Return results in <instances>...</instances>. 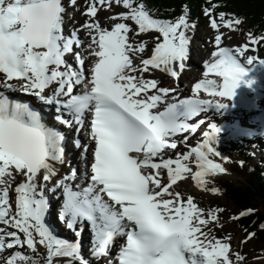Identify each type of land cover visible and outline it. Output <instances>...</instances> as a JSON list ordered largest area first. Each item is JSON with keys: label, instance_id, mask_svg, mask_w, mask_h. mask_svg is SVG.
<instances>
[{"label": "snow or ice", "instance_id": "6c2138e0", "mask_svg": "<svg viewBox=\"0 0 264 264\" xmlns=\"http://www.w3.org/2000/svg\"><path fill=\"white\" fill-rule=\"evenodd\" d=\"M116 3H122L128 11L119 14L121 22L114 23L111 30L101 28L96 21L86 20L80 26L90 37L88 55L93 57L86 76L79 30L73 28L69 35L63 32L66 7L62 0H0V185H6L5 175L11 183V169L24 177L15 186V212L9 204L8 186L0 188V223L15 229H0V252L14 246L29 250L28 254L12 252L5 264H38L37 244L46 249L44 264H53L54 258H67L65 264H90V259L81 255L85 223L91 233V259L107 256L114 241L123 237L114 257L117 264H230L229 243L210 238L202 230L201 225L207 221L192 197L181 205L180 193H169L170 186L186 173L191 172L192 180L203 187L205 176L226 171L210 158V154L221 155L215 148L219 129L209 123L203 140L195 147L183 155L177 153L175 159L163 157L165 150L177 148L174 137L196 133L198 125L204 123H189L193 117L213 106H227L201 99L199 93L230 100L245 75L238 61L249 43L255 45L257 40L230 48L221 46L222 34H217L211 59L203 63L205 78L192 85V95L168 98L176 89L158 87L157 80L146 79L143 73L151 67L171 77L179 75L173 65L183 69L189 55L186 30L190 25L186 15L174 21L157 19L143 3ZM69 4L74 5L75 0H69ZM97 4L107 6V0L89 2L84 14L95 17ZM220 17L223 19L224 13ZM129 19L136 25L133 36L155 30L162 37L155 40L150 56L141 58L139 65L133 63L132 57H141L148 41L129 42L130 27L123 22ZM223 22L226 27L232 24L230 20ZM211 27L217 28L215 21H211ZM73 46L79 49L74 54V64L65 58L73 53ZM254 61L264 64V59L247 57L248 63ZM209 74L219 77V83L208 79ZM245 83L250 85L252 81ZM78 86L82 87L74 91ZM150 89L156 91L149 95ZM17 91L45 105H54L53 119L57 123L69 129L76 126V147H81L79 133L86 115H90L85 135L94 142L93 159L90 166L86 165L90 174L80 173L81 183L73 184L77 178L75 168L51 183L57 176V165L64 162L65 135L46 123L30 102L10 95ZM158 104H163L162 109ZM188 138L184 136L181 143ZM87 149L88 144H84L82 160L86 159ZM193 154L195 172L182 163ZM157 170H167V184L161 183ZM46 189L60 199L58 221L75 239L58 236L47 222L50 202ZM162 193H169L172 199L163 198ZM219 211L222 209L210 210L208 219L215 220ZM18 232L23 234L22 239ZM6 237L11 239L6 242ZM236 259L243 257L237 254ZM107 264H113V260Z\"/></svg>", "mask_w": 264, "mask_h": 264}, {"label": "rangeland", "instance_id": "374dc122", "mask_svg": "<svg viewBox=\"0 0 264 264\" xmlns=\"http://www.w3.org/2000/svg\"><path fill=\"white\" fill-rule=\"evenodd\" d=\"M89 2H95V0H75L74 5L69 4V0H66L64 3L66 7V12L64 14V22L65 19L69 22H66L67 25H63V32L65 35H68V30L71 32L73 28H78L77 24L83 25L86 20L89 22L96 21L99 23L101 28H107L108 30L111 29V26L114 23L121 22L119 18V14L128 11L123 5L117 4L115 1H107V6L104 4H97V12L96 15L93 19H89L87 16L84 15V10L88 6ZM78 5L79 6V13H73L74 6ZM112 17H116V19H112ZM175 20V19H174ZM172 20V21H174ZM215 21V20H213ZM124 23L128 24L130 27L129 35L130 39L138 43L140 41H148L146 45V50L143 53V55L140 57L141 58H147L151 54V49L154 47V42L157 38L162 39V37H159V33H157L155 30H149L147 33H140L138 35L133 36V33L136 29V25L134 24L133 21L129 20H124ZM217 24V28L213 29L211 27V21L206 22V26L204 27H194L192 30L191 25L188 30H186V35L189 37V55H188V63L190 62V68H185L180 69L178 66L175 64L173 65L174 70L179 73L177 77H171L169 74L165 72H161L159 69H151L147 73H143L144 77L146 79H155L158 81V87H168L170 89H176V92H173L171 94H168V98H170L172 95H178L180 96H186L191 93L189 85L190 83L195 79L193 76V67H197L198 61H196V57L198 56L196 53L201 50V48L205 47L204 46V39H207V43H212L214 41V38L217 33L222 34L221 38L223 40V44L235 46L239 45L241 43H249L250 39L246 38L243 35H240L236 31H234L231 26L226 27L224 23H220L218 21H215ZM67 27H70L68 29ZM204 28V30L201 32V30ZM192 31V32H191ZM215 32V33H214ZM200 33H203V36L206 38L201 37ZM82 44L81 46H88L90 43V38L89 37H81ZM194 42L197 43L194 44ZM249 56L253 55H258L259 57L264 56V51H260L257 49V45H252L249 43ZM201 55V54H200ZM140 59L138 60V64H140ZM201 59V58H200ZM70 62V61H69ZM137 64V65H138ZM187 70V71H186ZM1 76L3 74H0ZM137 75H140L138 72ZM187 76V78H186ZM14 83H17V81H13ZM56 86V85H55ZM54 86V87H55ZM15 93H18L20 97H23V95L17 91ZM32 97V96H31ZM35 100L36 98L33 97ZM227 106L225 107L224 110L220 111V115H223V120H218V123L216 124L218 127L220 126V123H228L230 122L232 125H235V120L239 122V125H245L246 123L248 124L242 132L238 133L236 131L238 128H236L234 131H230V135L232 137H238L239 135H244V136H249L250 134H253V138L251 143L249 145L253 147H258L260 149H264V128L259 129L253 128L251 121L248 118V114L244 111L239 112V116H237L234 112L231 114L229 111L230 108H233V105H230L229 102L231 100H228L226 98ZM230 112V113H229ZM225 113V114H224ZM244 113V114H243ZM54 120V119H52ZM226 121V122H225ZM257 123H261V120H255ZM208 120L204 121V128L203 131L197 135L196 138H194L193 142L191 143L190 146H181V154H184L186 151L189 150L190 147L196 146V144L200 141L203 140V133L208 130ZM257 136V137H256ZM70 142H68V145ZM77 152V151H76ZM79 152V151H78ZM252 156L251 160L253 162L259 163V164H264L261 159H259L260 154L255 150L251 151ZM184 163L187 164V166L192 170V172L196 171V164H195V156L191 155L188 157ZM77 168H79V163L77 165ZM225 169V168H224ZM226 170V169H225ZM12 171V178H11V183L8 184L9 177L5 175L3 179L6 182V185L8 186V194L11 196L14 195L13 197V204L11 205L12 212H15V195L16 193L13 191L15 189L16 184L20 183L24 177L16 173L14 169H11ZM229 175L227 171L224 173H216L215 175H207L205 176V182L208 181L211 178H214L219 175ZM64 173L62 174L59 170L57 173V178H53L51 183H54L56 179H59L61 176H63ZM236 176H234L235 178ZM235 180H237L235 178ZM6 185H0V188L5 187ZM51 184H49V187ZM172 188V193H180V195L183 196L187 200L189 196L192 197V202H196L197 205L202 209V215L206 218L207 223L203 225L201 228L203 231L207 232L209 234L210 238H219L221 239L222 242H227L230 245L229 248V253H230V258L232 263L234 264H264V254H261L259 252H255L253 248L250 246L253 245L254 239L250 237H245V234H242L236 227H234V219H235V214L231 210H227L225 213H215L216 219L215 220H209L208 219V212L211 209L209 207V203L212 200V198H215L216 196L210 192V190L206 187V184L203 185V187L198 186L195 181L192 180V174L186 173V177L177 182ZM54 195V194H53ZM53 197H56L55 195ZM172 197V196H171ZM53 198H49V201H51ZM55 218V221L57 222V226L60 228H63V225L58 221V218L56 216V212L51 214V217ZM48 222H50V215L47 216ZM11 231H15V229L10 227ZM68 238H72L73 236L72 233H67ZM72 234V235H71ZM18 235H20L23 238V234L18 232ZM226 238V239H225ZM11 239V238H10ZM228 240V241H227ZM26 247V246H25ZM39 247V245L36 246V248ZM233 249V250H231ZM236 251V252H233ZM232 253V254H231ZM240 255L243 257L242 260L238 261L236 259V256ZM61 259V264H65V261L67 258H60ZM57 262V261H55ZM73 264L75 261L72 262Z\"/></svg>", "mask_w": 264, "mask_h": 264}, {"label": "trees", "instance_id": "16d2710c", "mask_svg": "<svg viewBox=\"0 0 264 264\" xmlns=\"http://www.w3.org/2000/svg\"><path fill=\"white\" fill-rule=\"evenodd\" d=\"M138 3H143L154 18L171 20L184 14L187 21L194 26L209 17H218L221 22L230 20L234 31L256 39L264 49V0H133V6ZM205 10H208L207 13ZM220 13H224L223 19ZM237 19L241 21L239 24L235 23ZM215 144L221 155L210 154V158L234 176H240V179L237 181L227 176L209 179L206 187L216 196L209 205L214 209H222L218 213L233 211L234 227L245 234V237L252 233L250 238L254 239V243L250 247L255 252L264 254V227H261L264 224V164L253 162L250 155H247L248 158L244 155L238 159L240 153L236 155L234 147H243L240 140L234 141L223 135V138L215 140ZM213 188L217 191L213 192ZM248 209L253 211L248 212ZM241 212H245V215L240 216ZM41 250L46 251L43 246L37 250L40 254L38 264H44ZM22 252L28 254L29 250L25 248ZM31 255L35 257L36 253ZM5 261L6 258H0V264H5ZM53 264L58 263L53 261Z\"/></svg>", "mask_w": 264, "mask_h": 264}, {"label": "bare ground", "instance_id": "6f19581e", "mask_svg": "<svg viewBox=\"0 0 264 264\" xmlns=\"http://www.w3.org/2000/svg\"><path fill=\"white\" fill-rule=\"evenodd\" d=\"M66 2V0H62V4H64ZM89 19H93L94 17H92V16H87ZM63 24H65L66 25V23H63ZM70 34V32H69V30H68V35ZM77 35L78 36H82V37H86V35H85V30H83V31H81V32H77ZM90 38V37H89ZM83 49H84V51L82 52L83 53V55L86 57V65L84 66V70H85V75H86V73H87V67L91 64V62H92V59H93V57H90L89 55H88V52L90 51V49H88V46H83ZM200 52H201V54H203V55H205L206 53H207V50H206V47H203L201 50H200ZM87 66V67H86ZM187 71V70H186ZM252 73V72H251ZM257 72H253L252 74H256ZM186 78H187V76H186ZM264 84V83H263ZM48 91H50V89L48 90ZM249 91V92H248ZM250 91H252V89H249V88H247L246 89V85H239V86H237L235 89H234V95H233V105H235V106H240L244 101H250V97L251 96H255V97H257V96H259L260 94H262V90L261 89H257V90H255V93H251ZM18 93H10V95L13 97V98H18V99H20V100H22V101H24L26 98H22V97H20V96H18L17 95ZM46 95V94H45ZM32 98V97H31ZM254 102H255V104L257 105H259L260 107H263V103H264V100L263 99H259V100H254ZM259 102H261V103H259ZM30 104H32V106L35 108V109H37L38 110V108L42 105V103L41 102H38L37 100H35V101H31L30 102ZM231 105V104H230ZM52 106L53 105H48V108H51L52 109ZM237 109H239V110H241V107H238V108H233V110H236V112H238V110ZM230 113V112H229ZM260 113V111H258V110H251V109H247V114H250V115H257V114H259ZM55 114V110H53V111H44V112H42V116L44 117V119L46 120V123H48L50 126H53V127H56V128H58L59 130H61L63 133H64V135H65V142H64V148H65V153H64V162L62 163V164H58L57 165V168H58V170L63 174L64 173V175L65 174H67V173H69L73 168H75L76 169V173L78 174V177H79V179H80V173L81 172H83V171H88V167H86V165L88 166V160H87V157H89V153H88V151H87V153H86V159H81V153L84 151L83 149L82 150H78L77 152H76V149H77V147L76 146H74V139H75V137H76V135L74 134V133H69L68 132V130L65 128V127H63V125H61V124H59V123H54L53 122V120L51 119V117L53 116ZM231 114H232V112H231ZM244 114V113H243ZM237 116H239V114L237 115ZM260 118H262L263 120H264V116H262V117H260ZM251 121V120H250ZM189 122V121H188ZM226 122V121H225ZM189 123H191V122H189ZM193 123V122H192ZM195 123V122H194ZM254 125H256V126H259V125H257V124H254ZM88 130V129H87ZM86 130V131H87ZM198 130V129H197ZM86 131H85V125H84V128H82V132H85L86 133ZM240 131V130H239ZM238 131V132H239ZM72 135V136H71ZM81 137V136H80ZM79 137V140H81V138ZM257 137V136H256ZM83 140H85V142L87 143V144H90V145H92L93 144V142H90L89 140H88V138L86 137V135L84 134V137L82 138ZM68 142H70V144L68 145ZM83 145L85 144V143H82ZM83 148V147H82ZM78 163H79V168H77V165H78ZM42 175V174H41ZM61 178V177H60ZM159 178V177H158ZM76 180H77V178H76ZM76 180L75 181H73V184L75 185V184H77L76 183ZM78 182L80 181V180H77ZM178 183H179V180L177 181ZM86 183H87V181H86ZM85 183V184H86ZM171 187H172V185L170 186V188H169V193H172L171 192ZM169 193H167V195H169ZM169 196H171V195H169ZM50 221L53 223V219H52V217H51V215H50ZM47 222H48V219H47ZM55 231L57 230L56 229V226H55V229H54ZM72 235V234H71ZM117 239H119V238H117ZM228 241V240H227ZM231 250H233V249H231ZM233 252H236V251H233ZM232 254V253H231ZM113 264H117V262H114L113 261Z\"/></svg>", "mask_w": 264, "mask_h": 264}, {"label": "clouds", "instance_id": "9594fccd", "mask_svg": "<svg viewBox=\"0 0 264 264\" xmlns=\"http://www.w3.org/2000/svg\"><path fill=\"white\" fill-rule=\"evenodd\" d=\"M238 86V85H237Z\"/></svg>", "mask_w": 264, "mask_h": 264}]
</instances>
